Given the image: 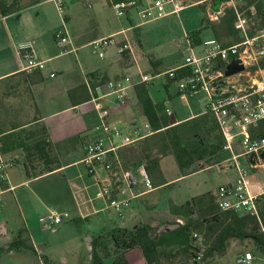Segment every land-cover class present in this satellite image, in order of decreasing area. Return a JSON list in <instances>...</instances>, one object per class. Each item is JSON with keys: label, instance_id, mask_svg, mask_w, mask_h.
Returning <instances> with one entry per match:
<instances>
[{"label": "crops", "instance_id": "crops-1", "mask_svg": "<svg viewBox=\"0 0 264 264\" xmlns=\"http://www.w3.org/2000/svg\"><path fill=\"white\" fill-rule=\"evenodd\" d=\"M83 1L85 5L90 6L89 0ZM107 1L111 5L110 1ZM230 1L240 7V0ZM205 2L212 3L209 7L213 8L212 0H200L195 4ZM0 3L17 6L12 13L0 17V88L3 89L0 96L6 105L13 106L11 113H4L0 118V154L4 160L13 162V166L6 171V191L0 202V250L6 249L10 244L18 248V242H21L26 248L21 247L15 252L25 255L27 252L35 253L39 247L45 245L46 264H91L92 241L104 236L108 255L104 257L103 264H114L115 253L109 239L112 230L122 228L134 231L143 224L161 230L164 222L172 220L169 215L161 218L148 217L145 213L147 209L144 210L138 203L140 197L146 193L138 170L139 166L144 164L137 165L142 157L141 142L152 135L139 102L140 86L144 85L152 101L162 106L172 124L204 114L206 104L200 112L195 108L194 101H188L186 114L181 113L179 109L171 113L163 103L155 102L147 87L148 83L139 84L140 76L143 75L139 66L137 77H130L126 73L127 68L136 61L130 58L129 50L118 53V49L124 44L130 46L129 38L122 29L98 32L95 36H88L86 31L81 30L78 36L70 35L71 45L65 51L61 50L56 44L54 33L63 27L66 29L65 24L67 20L70 22V15L77 12L73 1L66 4L67 15L64 6L63 16L52 0H0ZM98 9L99 7L97 11ZM171 12L172 10L167 13ZM94 16H97L96 25L99 30L100 17L97 12ZM127 17L132 26L126 29H133L131 16ZM116 34L122 35L121 40L115 46L107 48L102 58L94 59L82 53L81 50L90 46L93 41ZM231 37L223 35L219 42L232 45L235 37L239 36L235 31ZM188 40L191 44L189 46L194 47V43L189 38ZM24 48L32 50L38 60L45 62L44 70H22L26 64L22 58ZM119 56L121 59H118ZM154 70V73L159 74L165 72L158 66ZM94 72L100 76L89 83L87 75ZM51 74L54 76L50 77ZM22 75L29 79L26 81L28 84L18 86L17 83H11ZM40 76L43 80L39 82L37 80ZM123 77H129L133 85L128 90L126 103L118 105L114 95L108 93V85ZM101 82L102 84L98 85ZM174 83L169 80L162 83L169 103L177 98L185 99L178 95L177 85ZM172 85H175L173 91ZM93 96L101 97L108 108L107 123L112 128H117L123 136L133 138V144L121 147L120 138H109L104 132L95 130L101 120L91 103ZM20 103L24 104L23 108L19 107ZM32 111L35 115L29 120L25 119L24 116ZM176 113L178 115L173 116ZM28 126L31 131H37L41 127L44 129L46 140L52 145L50 156L57 162L54 170L31 179L26 178L25 155L17 144L21 130ZM99 138L104 140V148L107 149L111 145L116 148L114 156H117L120 165L110 171L96 167L90 172L82 163V158L86 145ZM236 147L237 143H234L233 151L239 154L235 151ZM228 153L230 158L231 153ZM109 157L111 158V155ZM165 157L159 159L158 169ZM213 158L216 161L222 159L221 155ZM239 161L247 165L244 160ZM158 169L148 173L151 181L157 179ZM249 171L252 191L257 192V188H264V180L260 178L261 170ZM126 173L133 176V187L127 185ZM188 174L190 173L186 175ZM229 176L231 179L223 184L232 182L235 172ZM103 185H109L110 192L103 198L97 197L96 193ZM139 185L143 187L142 190L138 189ZM23 187L28 192H21ZM111 199L129 200V206L122 208L121 216L109 205ZM133 199L137 200V208L128 215L130 220L127 223L123 220L117 222L111 210H114L120 219H124L123 210L132 207ZM13 204L19 209L18 219L13 218L11 214ZM51 213L66 214L68 217L63 218L60 225L52 227L49 219ZM123 256L127 264H147L138 248L126 251Z\"/></svg>", "mask_w": 264, "mask_h": 264}, {"label": "built area", "instance_id": "built-area-1", "mask_svg": "<svg viewBox=\"0 0 264 264\" xmlns=\"http://www.w3.org/2000/svg\"><path fill=\"white\" fill-rule=\"evenodd\" d=\"M52 1L63 16V0ZM109 1L118 17H130L132 13H136L142 22L164 17L167 14L164 7L166 4L172 6L171 13H177L182 9L179 0ZM228 9H233L235 13L234 30L238 33L239 42L225 46L217 39L211 38L202 42V49L198 54L194 53L192 46H189L182 64L162 74L166 75V80L176 83L178 95L181 98L205 96L204 113H210L217 123L223 138L222 151L231 153L230 161L235 172V178L232 182L218 187L216 192L218 210L256 215V200L264 194V188L259 187L257 192L252 191L249 170L264 169V159L262 158L264 139H252L249 129L260 122H264V69L259 67L260 61L264 60V31L249 36V20L238 9L235 2L230 0L215 10L208 7L206 9L207 18L212 23L220 22ZM54 38L57 46L63 51L72 43L65 27L55 31ZM114 43H116L114 36H111L93 41L90 46L93 53L102 58L104 56L103 49ZM126 50H129L128 44L121 46L118 53L122 54ZM22 58L26 63L22 68L23 71L35 72L45 68V62L38 60L32 50L24 48ZM235 59L243 66V70L226 76V66ZM53 76L54 74L50 75V77ZM149 80L150 78L143 74L140 76L139 84H147ZM132 85L129 77H123L108 85V93L114 95L116 104L123 105L127 101L128 90ZM91 103L101 120L100 125L95 128L97 132H104L109 138H120L121 147L129 146L135 142L133 138L123 136L117 128H112L107 123L106 118L109 111L101 97L93 96ZM234 143L240 145L241 153H234ZM115 150L113 145L107 149L104 148L103 139H95L86 145L82 163L90 172L96 167L110 171L115 166L120 165L117 156H114ZM240 159L247 163L248 168L239 162ZM202 165L200 161L198 166L204 168ZM12 166L13 162L4 160L0 154V202L6 191L4 187L6 171ZM210 166L211 163L206 168H210ZM138 170L146 192L153 190L152 182L144 165H140ZM125 179L129 187L135 185L134 178L130 173L125 174ZM109 187V185L100 186L96 196L105 197L110 192ZM109 205L121 216V210L129 206V200L111 199ZM65 217L68 216L51 213L49 219L52 227L60 225ZM177 223L183 224L180 220ZM193 237H196V234H193ZM201 258L202 254L198 253L191 264L198 263ZM252 260V255L245 253L237 258L236 263L252 264Z\"/></svg>", "mask_w": 264, "mask_h": 264}, {"label": "trees", "instance_id": "trees-1", "mask_svg": "<svg viewBox=\"0 0 264 264\" xmlns=\"http://www.w3.org/2000/svg\"><path fill=\"white\" fill-rule=\"evenodd\" d=\"M212 1L215 10V6L218 7L228 0ZM243 1L246 7L249 9L252 7L247 16L257 17L264 26L263 0ZM199 7L202 13L201 29L210 28L218 41L225 33L235 32L236 17L233 9H228L225 17L216 25L209 22L206 7L202 4ZM15 8L17 6L0 3V17L12 13ZM187 37L194 44L200 43L196 32ZM239 41L240 38L235 37L233 43ZM229 44L224 43L225 46ZM149 64L154 72L159 62L150 60ZM259 67L264 69V60L260 61ZM157 74L159 73L154 75ZM99 76L97 72L88 74V82L92 83ZM38 79L39 82L43 80L41 76ZM100 84L102 82L98 85ZM139 102L142 114L152 132V135L141 142L142 157L137 162V165L143 162L146 164L144 167L147 173L158 169L161 157L172 156L184 176L194 163L206 158L211 159L222 152L223 138L210 113L172 124L162 106L152 101L144 85L140 86ZM29 128L28 126L21 130L17 144L25 155L26 178L31 179L54 170L57 162L50 156L52 145L46 140L44 129L41 127L37 131H31ZM249 133L252 139H264V122L252 126ZM256 208V215L233 211L221 212L217 208L216 196L212 193L194 197L181 205L172 204L168 209V215L172 220L164 222L161 230L143 224L134 231L117 228L110 232L109 239L115 253L114 264H127L123 254L135 248L141 250L147 264H191L197 254L201 253V260L195 263L200 264L203 258L222 255L232 244L240 246L250 241L264 257V194L256 200ZM177 219L182 220L183 224H178ZM193 234H196V237H193ZM105 239L104 236H100L92 241L91 264H103L104 257L108 255ZM18 245L16 248L14 244H10L6 250L26 248L21 242H18Z\"/></svg>", "mask_w": 264, "mask_h": 264}, {"label": "rangeland", "instance_id": "rangeland-1", "mask_svg": "<svg viewBox=\"0 0 264 264\" xmlns=\"http://www.w3.org/2000/svg\"><path fill=\"white\" fill-rule=\"evenodd\" d=\"M70 1H73L74 6L77 8V12H73L72 16L68 13L71 20L70 22L67 20L65 25L69 36H78L81 30L86 31L88 36H95L98 32H110L122 29L129 38L130 58H133L134 61H136V63L127 68V75L130 77H137V66H139L141 74H145L150 78L147 87L149 88L154 101L163 103L164 106L171 111V113H173V110L177 111V109H179L181 113L183 112L187 114L188 101H194L195 108L199 109L200 112L203 111L204 105L206 104V98L203 95L186 99L177 98L174 99L172 103L170 102V104L166 99L165 90L163 89L164 87L162 84L166 82V75H160V73L155 76V73L150 70L149 67L150 60L158 61V68L162 71H166L169 68L182 64L183 59L187 54V49L189 48V40L187 37L189 34L196 32L198 38L201 40L200 43L194 44V53H199V51H201L203 41L215 37L210 28L201 29L202 13L199 7L201 3L195 4L200 2V0H179L182 4V9L177 13H167L172 10V6L170 4H166L164 7L165 13L167 14L157 20L142 22L136 13H132L131 19L133 21L132 23L134 28L129 30L126 28H130L132 25L129 24L130 22L128 17H118L112 9V6L108 4L107 0H89V7L85 5L83 0H63L65 15H67L66 4H69ZM239 2L238 6H240L239 8L241 12L249 20V34L255 35L264 31V26L260 24V20L257 17L247 16V12L252 10V7L251 9L246 7L243 0H240ZM202 5L208 8L212 5V3L205 2L202 3ZM97 7H99L98 11ZM96 12L101 20L99 30L96 25L97 16H94ZM220 22H216L214 24L218 25ZM224 37L232 38L231 33H225ZM121 38V34L114 35L116 43L105 47L103 49V53H105L107 48L115 46ZM222 41L224 40L222 39ZM81 51L87 57L94 59L98 58V56L93 53L91 46L85 47ZM118 59H121V56H119ZM27 80L29 79H26V77L22 75L13 80L11 83H17L19 86L28 84V82H26ZM174 89L175 85H172L171 91ZM2 91L3 89L0 88V92ZM28 101L29 100H26V102ZM19 107L23 108L24 104L20 103ZM12 111L13 106L6 105L2 96H0V118L4 113H11ZM178 113L173 116L178 115ZM194 113H196L195 109ZM32 115H35L33 111L31 114L24 116V118L29 120ZM235 151L236 153H241L242 151L238 143ZM219 155L222 157L221 161H216L215 158H206L201 160L204 168L198 166L200 163V161H198L187 170V173L190 174L184 176V173H181L172 156L163 158L159 165V175L157 176V179L154 177L155 179L151 181L152 186L155 188L142 195L140 197V201H138L144 210L147 209L145 212L146 216H156L158 218L168 217L167 212L170 204L172 203L180 205L189 201L193 197L206 193L216 195L218 187L227 180L231 179L229 175L234 173V169L230 161L231 155L229 158V153L226 151H222ZM242 162L243 161L240 163L248 168V166ZM210 163V168H206ZM142 164L145 163L143 162ZM260 178L261 180H264V170H261ZM138 189L142 190L143 187L139 185ZM24 190L28 192L25 187H23L20 191L23 192ZM11 203H13L12 200ZM131 204L132 209L123 210L125 213L124 219H120L117 213L114 210H111V214L117 222L123 220L127 223L128 220H130L128 215L137 208V200L133 199ZM11 214L13 218L18 219L19 209L16 204H13V211ZM57 252L59 251L57 250ZM44 253L45 245L39 247L35 253L27 252L25 255L24 253H16L15 250L12 252L2 249L0 250V264H46ZM245 253H250L252 255V264H264V257L257 252L251 241L246 245L240 246L238 244H232L222 255L203 258L200 264H237V258ZM54 263L57 264L56 262Z\"/></svg>", "mask_w": 264, "mask_h": 264}, {"label": "water", "instance_id": "water-1", "mask_svg": "<svg viewBox=\"0 0 264 264\" xmlns=\"http://www.w3.org/2000/svg\"><path fill=\"white\" fill-rule=\"evenodd\" d=\"M243 70V66L239 64L238 60H232L227 66H226V76H230L233 74H236ZM262 158L264 159V155H262Z\"/></svg>", "mask_w": 264, "mask_h": 264}]
</instances>
